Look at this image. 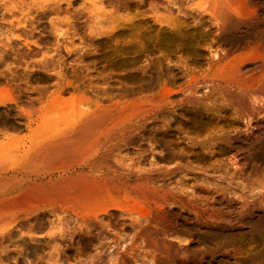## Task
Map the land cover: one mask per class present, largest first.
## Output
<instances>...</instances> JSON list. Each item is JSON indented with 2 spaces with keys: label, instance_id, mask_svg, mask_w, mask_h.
<instances>
[{
  "label": "rangeland",
  "instance_id": "374dc122",
  "mask_svg": "<svg viewBox=\"0 0 264 264\" xmlns=\"http://www.w3.org/2000/svg\"><path fill=\"white\" fill-rule=\"evenodd\" d=\"M122 1L102 0L94 9L81 0H0V163H20L71 114L111 110L132 120L111 145V166L148 179L157 199L182 198L189 209L179 211L188 216L181 221L175 210H164L154 217L137 196L103 197L72 209L42 204L29 215L25 210H36V200L6 203L0 230L13 232L12 240L0 239V264H264V216L253 215L264 212L262 16L257 26L236 29L233 36L248 43L217 61L209 54L223 48L216 35L230 32L221 20L189 8L198 0H182L187 13L166 0H130L129 9ZM175 15L198 27L191 45L155 48L128 29V36H112L128 18L159 27L170 26ZM90 22L98 35L87 32ZM138 42L146 52L133 65L119 64L142 49ZM240 52L252 53L257 66L241 75V88L227 91L224 75ZM163 84L171 90L166 98ZM191 117L201 122L196 126ZM210 119L218 124L205 125ZM239 130L252 139L226 137ZM200 188L214 191V201L197 193ZM145 224L149 231L141 230Z\"/></svg>",
  "mask_w": 264,
  "mask_h": 264
},
{
  "label": "bare ground",
  "instance_id": "6f19581e",
  "mask_svg": "<svg viewBox=\"0 0 264 264\" xmlns=\"http://www.w3.org/2000/svg\"><path fill=\"white\" fill-rule=\"evenodd\" d=\"M62 1H66L68 4L73 2V0ZM183 1L166 0L168 4L176 6L178 13H187L186 10L180 7L182 5L181 2ZM130 2V0H125L124 5L126 9L130 8ZM137 2L142 4L145 1L138 0ZM101 3L102 0H81L80 2L81 6L84 5L94 9L100 8L99 5H101ZM189 8L195 10L201 15V17L208 14L210 19L221 20L227 26L230 33L222 34L219 37L216 35L217 41L222 44L223 48L219 49V51H217L218 49H211L209 51L210 53L208 52L211 54V58L213 59L216 57L218 59L217 61L248 43V40L243 37L233 36L236 29L244 26L249 28L257 26L261 16L263 18L262 22H264V0H198L196 5H189ZM95 16H93L94 20L92 19V23H95L93 22L95 21ZM126 20L128 21L122 26L112 29L115 30L112 33V36L116 37L115 35L122 33L127 35L129 32H133L141 39L142 37H148L147 41L150 39L151 46L155 48L178 47L188 43L191 45L197 37L198 27L196 25L191 26L186 23L185 20H181L177 15L170 16V26L161 25L159 27H154L151 24H146L145 20H135V17ZM90 23L88 24L90 26H88L89 31L87 32H92V34L94 33L96 35V28H92L93 24ZM125 29H128L129 32H126ZM9 32L12 35H15L13 31L10 30ZM116 32L117 34H115ZM16 35L18 36V34ZM135 36L134 38L132 37V39H135ZM257 38L260 39L261 43H264V31H261ZM138 44V47H140L141 43L138 42ZM256 47L259 49L261 46L258 45ZM133 52H135L136 55L133 57L131 56V58L127 57V59H122L119 64L122 66L126 64H135L140 58V55L146 52V49L144 47H142V49L137 48L136 51ZM251 55L252 53L250 52L241 53L239 55L237 54L236 58L232 60L233 63L231 68L228 71L227 76L224 75L223 79L227 91L230 90V87L236 89L241 88V75L256 68L257 63L250 61ZM257 55L259 58L264 59V47L259 49ZM156 77L159 80L161 79L160 75ZM154 82L156 83V81ZM153 84H150L151 87H153ZM156 86L158 89V86H160L159 83H157ZM165 86V84L162 85V89H164L162 98H166L167 94L171 91ZM143 87L148 91V87L150 86L146 85L147 89L145 86ZM142 91H144L143 88L135 92L143 93ZM126 94L127 93L124 91V93H121L120 95L124 96ZM250 98L254 103L260 102V100L253 99L252 96H250ZM241 100L246 108H248L246 99L242 98ZM240 118L244 122V117L242 115ZM188 120L194 125L201 122V120H198L195 117H191ZM131 121L132 120H129L126 117H120L116 113H111V110L100 111L99 108L92 111L82 110L62 119L59 124L54 127V131L49 134L45 140L37 142L29 151L23 153L22 158L20 159L22 161H19L20 163L10 166L0 163V205L6 203H26L36 200V210H25V215H29L37 211L38 205L42 204H58L59 206L66 205L65 209L66 207L72 209L73 207L80 205H89L103 197L116 198L121 196H137L148 205L150 210H154V217H163L164 210H175L171 212V214L175 219L182 221L188 215L179 210L189 209L187 205H184L185 202L182 198H177L173 195L172 198L170 197L171 199L167 197L170 199L169 201L167 198V201H162L163 199L160 200L159 198L158 200L156 198L158 191L157 187L148 179L138 178L135 176V173L129 171H122L115 164V167L111 166L112 162L108 159L111 145L119 133V137L123 135L124 129L127 127L125 124H128ZM225 121L227 120H224V123ZM247 121L248 118H245V123ZM212 122L218 124V121H214V119L204 120L205 125ZM227 123L229 122L227 121ZM230 125L235 126L233 122ZM258 125V128L261 129L264 127V122L262 121ZM240 132L241 131L239 130L233 135L227 134L226 137L233 139L232 141L238 143H247L252 139L251 136L241 134ZM150 141L153 142V140ZM23 158H25V160L36 159L37 161L44 162L46 166L38 168L32 164L27 165L26 163H23ZM196 192L202 193L205 198L210 201H214L216 198L214 191L212 192V190L206 188L196 189ZM231 202L234 201L231 200ZM224 203L228 207L234 205L228 202ZM235 203L242 206L239 202ZM169 205L175 206L168 208ZM43 207L44 206L40 208ZM2 211L3 210H0V215ZM253 215L261 217L262 215L264 216V212L260 209H256L253 211ZM151 221H153V219ZM149 228L150 227L145 224L141 227V230L146 231ZM12 232L13 230H11V228L0 230V239L3 240L5 237V239L12 240ZM67 235L68 238L72 237V233L70 232H68ZM59 236L62 238V233H60ZM158 241L163 243L162 238L158 239Z\"/></svg>",
  "mask_w": 264,
  "mask_h": 264
}]
</instances>
